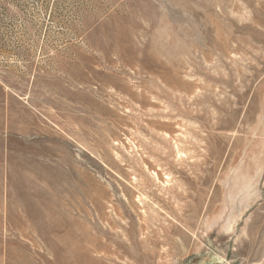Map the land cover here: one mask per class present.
<instances>
[{
    "label": "rangeland",
    "instance_id": "374dc122",
    "mask_svg": "<svg viewBox=\"0 0 264 264\" xmlns=\"http://www.w3.org/2000/svg\"><path fill=\"white\" fill-rule=\"evenodd\" d=\"M0 264H264V0H0Z\"/></svg>",
    "mask_w": 264,
    "mask_h": 264
}]
</instances>
